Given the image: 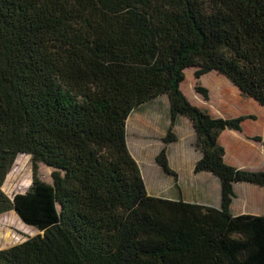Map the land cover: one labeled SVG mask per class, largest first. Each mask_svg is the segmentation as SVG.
I'll return each instance as SVG.
<instances>
[{
	"label": "trees",
	"instance_id": "obj_1",
	"mask_svg": "<svg viewBox=\"0 0 264 264\" xmlns=\"http://www.w3.org/2000/svg\"><path fill=\"white\" fill-rule=\"evenodd\" d=\"M189 68L264 106V0H0V213L40 231L1 249L0 264H264V214L232 211L235 184L264 188V170L229 164L220 142L250 116L192 103ZM162 96L163 141L191 120L194 171L220 179V207L149 193L128 119ZM20 154L33 182L10 198L1 185ZM156 161L178 181L165 147Z\"/></svg>",
	"mask_w": 264,
	"mask_h": 264
},
{
	"label": "rangeland",
	"instance_id": "obj_2",
	"mask_svg": "<svg viewBox=\"0 0 264 264\" xmlns=\"http://www.w3.org/2000/svg\"><path fill=\"white\" fill-rule=\"evenodd\" d=\"M195 69L186 70L182 85L184 93L192 103L207 109L217 117L250 116L243 123L249 133L246 139L239 141L227 134L230 161L243 163L242 168L248 170L264 169V106L242 95L239 88L226 76L212 71L197 79ZM198 84L208 89V98L197 91ZM169 126V99L162 96L134 111L128 119L127 130L130 149L140 162L149 191L159 196L173 197L178 191L179 178L176 181L173 176L166 174L157 163L156 157L165 147L172 169L178 172L177 169L183 164V151L190 154L197 146L193 126L186 119H182L180 125L174 128L177 140L165 144L163 137L166 136ZM184 163L187 166L191 160ZM52 172V167L44 163L39 164L38 176L42 180L52 182ZM182 172L184 196L190 200L204 201L207 200L206 195L210 201L213 196L205 194L200 188L201 176L192 175L189 171ZM33 174L31 155L20 154L1 188L13 198L17 193H24L29 189ZM236 193L233 204L235 212L254 211L264 214V188L249 183H238ZM38 233V229L25 224L14 210L0 213V250L23 242Z\"/></svg>",
	"mask_w": 264,
	"mask_h": 264
},
{
	"label": "crops",
	"instance_id": "obj_3",
	"mask_svg": "<svg viewBox=\"0 0 264 264\" xmlns=\"http://www.w3.org/2000/svg\"><path fill=\"white\" fill-rule=\"evenodd\" d=\"M169 116H170V112H169ZM182 119L188 120L193 126V123L191 122V120L189 118H187V117H184V116L180 117V119L178 121V124L176 126L180 125V121ZM193 129H194V132H195L194 126H193ZM195 134H196V132H195ZM227 134H229L231 137L237 138L239 141H242V139H246V137H247V135L249 133L246 132L245 127L243 126L242 130L225 129L222 132L221 136H220V142L226 149V155H225L226 161L229 164H231V165H235V166L239 165L241 167H244L243 163L237 164L235 161H230V159H229L230 151H229L228 146H227ZM128 144H129V141H128ZM129 148H130V146H129ZM131 153L133 154L135 159L138 161V159L136 158L135 154L132 151H131ZM236 154H237V156H239V153L236 152ZM201 155H202L201 151L199 150L198 147H196L194 149V152H192L190 154L188 152H186V151H183V158H182L183 159V164L180 165V167L177 169V171H178L177 174L179 176V181L177 182L178 191L176 193V196H173V197L161 196V197L176 199V198L182 196L184 198V200L189 201V202H198V203H201V204L212 205V206H215V207H220L221 206L222 191H221V181H220V179L217 176H215L214 174H212L211 172H201V173L197 174L194 171L195 164L198 161V159L201 157ZM236 158H238V157H236ZM187 160H191V163H189L186 166L184 161H187ZM138 163L140 165L139 161H138ZM140 167H141V165H140ZM141 170H142V167H141ZM261 170H264V169L262 168ZM182 171H189L190 173H192V175L201 176L200 178H202L201 179L202 182L200 183V188H201L202 191H205V194L213 196L210 201H208L209 197L208 196L206 197V195H205V198L207 200H204V201H202V200H199V201L190 200V199L186 198V196H184L183 188H182L183 184L181 182V179L183 177V172ZM142 173H143V170H142ZM184 175H186V173ZM143 176L145 178L144 174H143ZM145 181H146V179H145ZM146 184H147V182H146ZM256 186H258V185H256ZM147 188H148V186H147ZM235 189H236V184H235ZM148 191H149V188H148ZM149 193L152 194L150 191H149ZM152 195L159 196V195H156V194H152ZM233 204H234V202H233ZM233 204H232V211L235 214H243V213L259 214V212H254V211H244V212L237 213V212L234 211Z\"/></svg>",
	"mask_w": 264,
	"mask_h": 264
},
{
	"label": "bare ground",
	"instance_id": "obj_4",
	"mask_svg": "<svg viewBox=\"0 0 264 264\" xmlns=\"http://www.w3.org/2000/svg\"><path fill=\"white\" fill-rule=\"evenodd\" d=\"M246 205V204H245Z\"/></svg>",
	"mask_w": 264,
	"mask_h": 264
}]
</instances>
